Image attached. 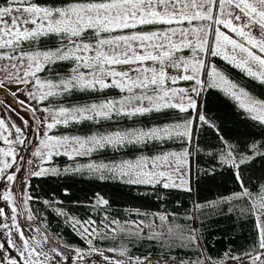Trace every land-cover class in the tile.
Returning a JSON list of instances; mask_svg holds the SVG:
<instances>
[{"label": "snow or ice", "instance_id": "snow-or-ice-1", "mask_svg": "<svg viewBox=\"0 0 264 264\" xmlns=\"http://www.w3.org/2000/svg\"><path fill=\"white\" fill-rule=\"evenodd\" d=\"M216 57L243 75L219 67ZM109 89L119 95H104ZM214 89L254 122L257 132L243 143L218 122ZM0 91L12 97L0 98V181L6 180L0 184V264H213L210 257L171 255L201 250L203 229L191 210L129 208L124 212L146 220L122 222L99 193L67 206L53 197L42 200L57 218L50 231L48 217L32 207L41 201L31 192V178L47 175L87 174L144 186L158 200L162 190L191 193V158L205 148L240 188L207 206L227 217L236 201L246 202L240 214L254 219L257 233L246 255L250 264H264V0H0ZM122 120L132 126L120 127ZM84 122L94 130L80 134L73 127ZM61 126L72 130L56 134ZM177 142L179 151L169 147ZM57 156L72 163L61 169ZM257 163L259 179L246 184ZM64 195H70L67 188ZM65 229L85 246L70 241ZM117 237L118 247L97 246ZM141 245L157 248V258L151 251L133 255ZM224 258L240 259L229 252Z\"/></svg>", "mask_w": 264, "mask_h": 264}, {"label": "trees", "instance_id": "trees-1", "mask_svg": "<svg viewBox=\"0 0 264 264\" xmlns=\"http://www.w3.org/2000/svg\"><path fill=\"white\" fill-rule=\"evenodd\" d=\"M219 67H227L234 77L239 78L243 74L238 69L232 68L230 65H226L220 57L214 58ZM245 80L249 78L244 77ZM255 83V82H252ZM252 90L251 88L249 89ZM216 94L215 103L212 110L220 117L218 122H222L224 130L231 134L234 141L243 143L249 138L250 135L257 132V129L253 127V121L245 119L243 111L236 107L234 101L225 96L219 90H212ZM260 89L257 87L254 94H258ZM124 126H132L130 121L122 120L121 123ZM74 128L80 129V134H86L94 128L88 123L84 122L81 125H74ZM109 128L114 129L113 125H108ZM72 129H64L63 126L59 128V131H71ZM205 136L212 142H215L216 137L214 134L205 133ZM258 138V137H257ZM177 142L174 145H169L172 149L179 147ZM203 146V138H202ZM209 149H204L198 156L193 155L191 158L192 167V192L188 193L180 189L162 190L160 195L164 199H157V196L153 194L151 188H145L144 186H130L124 185L118 181L104 180L101 181L91 176L85 175H70V176H51L44 177H32L31 178V192L34 196L39 197V201L32 204L33 209L39 208L43 215H46L52 224L50 231L55 229V221L57 220L55 214L51 209H45L42 204V200L51 199L55 197L58 200L64 202V204L72 205L74 201L81 203H88L95 198V194L99 193L106 199H109L113 209L118 211L113 212V215L120 219H139L142 216H137L135 212L131 214L125 213L124 209H139L140 212H152V211H168L175 212L183 215L186 210H191L195 203H205L218 199L220 197L231 194L232 192L239 191V185L234 180L232 173L227 167L221 168L218 163L212 161L205 152ZM104 156L111 158L113 154L111 151L103 153ZM119 154H117L118 156ZM67 158L64 156L54 157L55 163H65ZM215 167V174H211V169ZM260 172L257 170L251 177V181H246V184L258 180ZM67 188L70 195H64V189ZM255 191V189H253ZM179 202V207L177 206ZM223 212H227L226 205L222 206ZM72 211L77 214L90 213V210L73 207ZM104 212H101L99 216H103ZM99 216L93 214V218L99 223ZM199 229H203V238L201 239L203 249L208 257L212 259L222 258L224 253L229 252L230 255L241 254L252 249L255 244L257 233L254 230V219L246 218L232 212L229 216L213 210L207 215H201L199 212ZM65 236L72 242L85 246L83 242L71 232L70 229H65ZM98 247H113L111 241L106 240L103 243H97ZM149 251L152 252V256H157L158 249H146L143 245L135 247L132 250L133 255H148ZM171 255L178 258L196 259L202 256V251H184L174 250Z\"/></svg>", "mask_w": 264, "mask_h": 264}, {"label": "rangeland", "instance_id": "rangeland-1", "mask_svg": "<svg viewBox=\"0 0 264 264\" xmlns=\"http://www.w3.org/2000/svg\"><path fill=\"white\" fill-rule=\"evenodd\" d=\"M40 2H44V0H40ZM223 30L224 31H228L226 29H223ZM180 86H187V85L184 84L183 82H181L180 83ZM104 95L118 96L119 95V90L118 89L105 90ZM0 98H4V99H6L8 101H11L12 100V97L10 95H8L7 93L3 92V91H0ZM24 98H25L24 96H21L20 97V99H24ZM13 118L15 119V117H13ZM17 123H19V121H17ZM119 126L120 127H126V126H124L122 124H120ZM115 127H116V125H113V128H115ZM54 132L56 134H59L61 132H65V131H59V129H58V130H54ZM0 146H3L2 142H0ZM173 150L179 151L180 150V146L179 147H176V149H173ZM28 155L30 156V153ZM78 160H79V162H87V158H78ZM70 163H72V161L68 160V158H67V161L65 163H62V164L55 163L54 162V164L55 165H58L61 169H63V167L66 164H70ZM84 175L85 176H89L87 174H84ZM191 181H192V167H191ZM4 183H6V180L5 181H0V184H4ZM0 191H3V188L2 187H0ZM13 191H16V189L14 188ZM226 196H228V195H226ZM218 199H215V200H218ZM3 203L4 202L2 200H0V206H2ZM195 204H193V206H192L191 211L189 212V214L192 215L195 218V221H196V225L195 226L197 227V229H199V222H200L199 212H201V215H204L205 216V215H207L210 212V210H213V209L207 206L208 202H205V203H200V204L205 205V207L203 209L196 210V209H194V205ZM235 204L238 205V207L234 208L233 212L237 213L238 215H241L240 214V211H239V207L245 206L246 202H244V201H236ZM225 205H226V208L228 210L229 205H227V204H225ZM6 211H8V209H6ZM152 212H159V211H152ZM141 213H144V211H141ZM141 216L142 217L139 218V219H128V220H130V221L146 220V218L143 215H141ZM148 219H150V218H148ZM121 221L123 222L124 220H121ZM21 222H22V226H24L23 220ZM156 223H157V225H159V221L158 220L156 221ZM178 223H182V224L183 223L192 224V221L180 220V221H178ZM25 231H26V235H28L29 232H28V229H27L26 226H25ZM4 241H5V238H4L3 234L0 233V242H4ZM109 241H111V243L113 244V247H118L119 244H120V242H121L119 237H117L115 240H109ZM201 245H202V242H201ZM251 250H249L247 252H244V253H241V254L230 255V256H234V257H240L239 262H237V260H235V259H225L224 258V255H223L222 258H219V259H212L211 258V260H212L213 264H215V262H217V261H222V264H250V259L246 255V253L251 252ZM201 251H202V256L199 257L200 259H207V258H209L207 256V254L205 253V251L203 249V246L201 247ZM152 258H153V260H155L157 258V256H152ZM97 259H99V258L97 257ZM192 260H195V259H192Z\"/></svg>", "mask_w": 264, "mask_h": 264}]
</instances>
